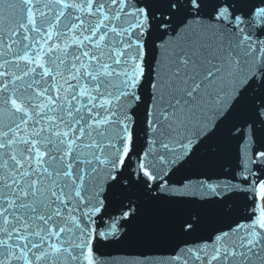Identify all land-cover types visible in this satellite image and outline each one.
<instances>
[{"label":"snow or ice","instance_id":"snow-or-ice-1","mask_svg":"<svg viewBox=\"0 0 264 264\" xmlns=\"http://www.w3.org/2000/svg\"><path fill=\"white\" fill-rule=\"evenodd\" d=\"M0 264H264V0H0Z\"/></svg>","mask_w":264,"mask_h":264},{"label":"water","instance_id":"water-1","mask_svg":"<svg viewBox=\"0 0 264 264\" xmlns=\"http://www.w3.org/2000/svg\"><path fill=\"white\" fill-rule=\"evenodd\" d=\"M223 156H224V153H221L220 156L213 157V158H208L205 162L206 163H219V162L222 161Z\"/></svg>","mask_w":264,"mask_h":264}]
</instances>
